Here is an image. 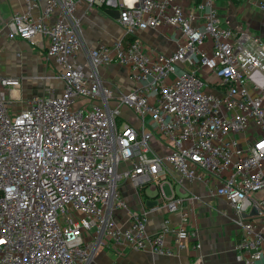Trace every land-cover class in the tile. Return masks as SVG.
<instances>
[{"label": "built area", "instance_id": "1", "mask_svg": "<svg viewBox=\"0 0 264 264\" xmlns=\"http://www.w3.org/2000/svg\"><path fill=\"white\" fill-rule=\"evenodd\" d=\"M21 1L10 37L45 48L65 87L34 96L13 116L21 80L0 75V264H101L104 246L172 254L164 235L193 233L167 218L149 234L147 213L124 199L127 180L138 195L156 189L168 213L182 204L175 185L201 184L232 208L245 264H264V40L225 25L219 0L197 3L195 13L180 0ZM255 1L264 12V0ZM81 4L118 9L126 31L88 48L84 62ZM161 27L184 38L170 54L136 35ZM114 63L128 69V91L99 74ZM125 105L140 127L122 114ZM122 208L128 225L115 217Z\"/></svg>", "mask_w": 264, "mask_h": 264}, {"label": "crops", "instance_id": "2", "mask_svg": "<svg viewBox=\"0 0 264 264\" xmlns=\"http://www.w3.org/2000/svg\"><path fill=\"white\" fill-rule=\"evenodd\" d=\"M202 1L180 0L179 2L188 11L195 13L196 4ZM0 3L4 12V26L0 29V48L3 47V52H0V75L18 77L21 83L23 81L24 84L26 83L22 104L19 105L12 95L11 100L14 105L12 103L10 108L15 113L34 96L49 92L54 95L61 94L65 81L59 77V65L53 59L45 58V48L19 37H10L7 23L15 10L23 9L22 1L0 0ZM218 5L226 21L225 25L241 27L264 40V12L257 1L219 0ZM104 10L81 4L76 11V15L81 19L80 30L84 43V50L78 57L80 62L86 60L88 48L100 42L110 43L122 39L126 35L124 27L118 20L109 16ZM136 35L149 46L165 54L174 52L184 41L183 37L179 38L178 34L168 27L138 31ZM36 50H38L37 54H35ZM41 59L43 61L45 59L50 65L45 68ZM99 74L121 90L128 91L134 86L128 69L121 64L102 65L99 67ZM129 187L135 188L130 181L123 182L124 199L132 210L147 213L146 228L149 234L161 232L167 218L170 219V226L186 224L193 234L185 239H180L174 233L164 235V245L172 249V254L158 253L151 247L134 249L125 245V255H120L112 247L107 246V249H103L104 257L100 258L101 262L103 260L105 264H245L244 254L235 247L240 238L239 228L228 218V215L233 216L234 212L224 199L212 198L207 189L198 183L175 185L173 190L182 198V204L178 211L168 213L154 203H157L156 189L148 188L151 189V193L146 192V188L140 189V195L136 189L131 199ZM184 212L189 213V219L185 223L182 219ZM115 217L117 221L126 225L130 220L126 208L117 210ZM199 243L200 247L197 246Z\"/></svg>", "mask_w": 264, "mask_h": 264}, {"label": "rangeland", "instance_id": "3", "mask_svg": "<svg viewBox=\"0 0 264 264\" xmlns=\"http://www.w3.org/2000/svg\"><path fill=\"white\" fill-rule=\"evenodd\" d=\"M3 15H4V12L2 10L1 3H0V29L4 26ZM0 52H3V47L0 48ZM37 52H38V50L35 51V54H37ZM45 61L46 60L44 59L43 65L45 66V68H47L50 65V63H46ZM1 76H3V75H1ZM25 85H26V83L24 84V81H23L21 83V87L20 88L14 89L12 91V95L14 96L13 98L19 105L22 104V102H23V96H24L23 93H24V89H25L24 87H26ZM13 105H14V103H13ZM13 110H15L14 106H13ZM10 112H11V114H13V116L16 115V112L12 113L11 109H10ZM17 112H19V111H17ZM121 112L125 116L126 119L130 120L132 123H134L138 127H140V125L138 123L139 116L131 107H129L127 105L122 106L121 107ZM129 189H130V192H129L130 195L129 196H130L131 199H133V196L135 195L136 189L135 188H131V187H129ZM164 189H165V192H166L167 196H170L171 195V190H170L169 186L168 185L164 186ZM146 192L151 193V189L146 188ZM101 248L102 249L99 251L98 256H100V258L102 259V257H104V250L103 249H107L108 247L104 246V247H101ZM102 262H103V260H102ZM102 262L100 261L101 264L104 263V262L103 263Z\"/></svg>", "mask_w": 264, "mask_h": 264}, {"label": "water", "instance_id": "4", "mask_svg": "<svg viewBox=\"0 0 264 264\" xmlns=\"http://www.w3.org/2000/svg\"><path fill=\"white\" fill-rule=\"evenodd\" d=\"M105 13H107L109 16H111L114 19H118L119 18V10L118 9H114V8H106ZM155 204H157L156 202H154Z\"/></svg>", "mask_w": 264, "mask_h": 264}, {"label": "trees", "instance_id": "5", "mask_svg": "<svg viewBox=\"0 0 264 264\" xmlns=\"http://www.w3.org/2000/svg\"><path fill=\"white\" fill-rule=\"evenodd\" d=\"M141 191V190H140Z\"/></svg>", "mask_w": 264, "mask_h": 264}]
</instances>
